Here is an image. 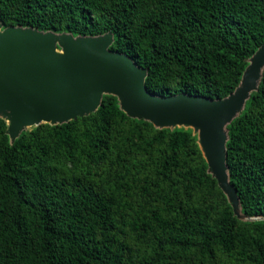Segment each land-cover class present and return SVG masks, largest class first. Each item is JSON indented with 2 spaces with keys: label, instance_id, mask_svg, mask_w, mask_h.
I'll return each mask as SVG.
<instances>
[{
  "label": "trees",
  "instance_id": "1",
  "mask_svg": "<svg viewBox=\"0 0 264 264\" xmlns=\"http://www.w3.org/2000/svg\"><path fill=\"white\" fill-rule=\"evenodd\" d=\"M3 27L113 35L146 90L222 99L264 42V0H0ZM0 119V264H264V69L227 126L242 221L191 129L127 117L114 96L61 125Z\"/></svg>",
  "mask_w": 264,
  "mask_h": 264
},
{
  "label": "water",
  "instance_id": "2",
  "mask_svg": "<svg viewBox=\"0 0 264 264\" xmlns=\"http://www.w3.org/2000/svg\"><path fill=\"white\" fill-rule=\"evenodd\" d=\"M113 35L73 36L8 26L0 21V119L13 144L19 135L41 124L61 125L94 113L104 95L114 96L129 118L156 129H191L207 164V173L241 214L236 190L226 165L227 126L257 91L264 69V42L247 60L239 85L228 96L178 93L155 96L145 87L147 69L126 54L111 51Z\"/></svg>",
  "mask_w": 264,
  "mask_h": 264
}]
</instances>
